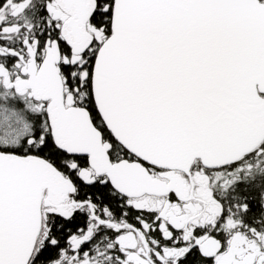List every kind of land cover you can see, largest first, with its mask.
I'll list each match as a JSON object with an SVG mask.
<instances>
[{
  "label": "snow or ice",
  "instance_id": "snow-or-ice-1",
  "mask_svg": "<svg viewBox=\"0 0 264 264\" xmlns=\"http://www.w3.org/2000/svg\"><path fill=\"white\" fill-rule=\"evenodd\" d=\"M0 264H264V0H0Z\"/></svg>",
  "mask_w": 264,
  "mask_h": 264
}]
</instances>
